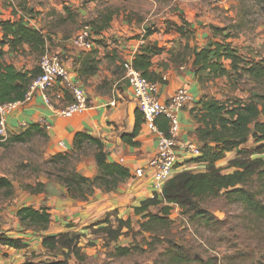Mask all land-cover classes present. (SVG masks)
<instances>
[{"label": "rangeland", "instance_id": "rangeland-1", "mask_svg": "<svg viewBox=\"0 0 264 264\" xmlns=\"http://www.w3.org/2000/svg\"><path fill=\"white\" fill-rule=\"evenodd\" d=\"M67 2L70 11L69 13L64 12L66 16H60V12L52 9L50 0H0V6L10 7L8 14L17 15L20 11V14L34 19L35 25H39L47 37L48 51L57 53L56 47L60 44L57 40L59 37L73 42L85 24L91 25L93 31L98 32L100 30L95 27L94 23L101 26L109 14H113L112 19H120L123 16V19L130 20V22L136 20L137 25L148 19L146 26L157 32L161 25L163 28L166 26L165 20L162 19L170 10L172 0H78V4L72 0ZM195 4L198 6L197 16H239L236 23L225 20L228 29L226 33H230L238 40L242 39L248 48H257L251 45L255 44L254 41L258 35L256 29L264 26V0H196ZM2 13L0 10V14ZM8 14L0 17L7 19ZM113 24L110 22L105 32H108ZM211 30L210 33L215 34ZM263 33L264 31H261L260 34ZM134 35L137 36L136 33ZM215 38L220 39L221 34H215ZM110 40L117 41L113 36L104 33L103 38H96L95 42L104 44ZM257 50L258 55L263 59L264 47H258ZM245 53L248 54L246 50ZM42 54L20 50L8 51L4 59L23 66V68H18L15 65L19 70L27 68L34 74H38V63ZM249 54H251L250 51ZM187 56L185 60H188ZM177 59L179 58L176 57L175 60ZM112 61L114 71L117 74H123L125 72L123 61H120L118 57ZM111 82L112 80L102 84L105 93L111 89ZM202 83L203 89L207 92L206 96H215L222 100L246 99L249 94L259 92L261 88V85L246 77L237 79L230 68L227 75L202 81ZM26 129L21 128L20 132ZM17 134L19 132L10 133L7 139L0 138V177H7L13 184L11 189H0V227L16 217V206L23 192H37L46 189L50 192L56 191L58 184L61 185L60 177L66 176L72 168L78 170L80 165L85 168L84 159L88 160L92 157L97 149L91 143H84L71 156L64 158L57 154H66L67 150L64 151L58 143L55 146L59 152L50 151L51 146L54 145L50 144L46 131H36L33 135L27 136L25 141L13 139ZM261 147L264 152V141L258 142L251 137L239 149L226 153L225 157L217 162V166L223 172L230 171L232 170L229 166L230 161L237 156L239 150L248 152L252 158H256L261 155ZM52 158L55 161L51 162ZM207 166L206 163L195 162L188 170L202 172L206 171ZM86 167L88 168L89 165ZM262 198H264V193ZM161 207L162 204L151 206L149 212L162 215ZM199 207L212 214L215 219L213 225L196 219L191 210L172 205L169 215L172 221L167 224L156 222L151 231H145L141 227V223L147 221L148 218L136 215L134 210L128 215L125 213L124 217H119L128 220V223L121 226L120 234L117 236L108 235L100 230L108 226V223L112 228L117 229L118 217L104 218L103 220H109L108 223H95L77 230L73 228L69 232L70 237L75 236L81 251L84 252V258L80 260L71 254L67 259L68 264H167L164 253L169 240L187 247L205 262L264 264V220L252 217L240 203L230 202L223 195L205 199L199 203ZM122 247L129 248V251L122 252L120 250ZM37 252L34 256H43V264L62 260L65 257L60 247L54 249L43 247ZM168 263L170 264L169 261Z\"/></svg>", "mask_w": 264, "mask_h": 264}, {"label": "trees", "instance_id": "trees-1", "mask_svg": "<svg viewBox=\"0 0 264 264\" xmlns=\"http://www.w3.org/2000/svg\"><path fill=\"white\" fill-rule=\"evenodd\" d=\"M65 11L68 13L70 11L66 5H64ZM26 16L20 14L19 18L0 20V104L24 100L30 84L39 74V71L38 74H34L29 69H17L14 63L4 59L7 52L20 50L42 54L48 50V40L44 31L36 25H32ZM60 16L66 15L61 13ZM112 17L113 14L107 15L101 26L94 23L95 27L100 30L98 32L93 31L94 37L109 28ZM179 17L182 24L172 19H166L164 21L165 31L167 33L176 31L183 37H187L188 40L194 38L195 31L191 28L190 23L184 17ZM211 28L215 34H221L220 39H212L205 46H190L187 42L185 50L182 52L184 58L189 54L193 55V71L198 79L202 82L223 77L229 73L230 68L234 71L237 79L246 77L261 85V88L259 92L249 94L246 99L222 100L215 96H203L188 106L191 107L190 112L197 124L195 130L197 144L202 149V155L193 161L206 163L207 169L202 172L180 171L165 183L162 194H155L154 197L141 200L134 207V213L148 218L147 221L141 223V227L145 231L153 230V224L156 222L167 224L172 221L169 218L172 205L191 210L196 219L205 224L213 225L215 223L214 217L210 212L200 208L199 203L220 195L225 196L230 202L240 203L252 217L264 220V198H262L264 193L263 148L261 147L260 150L261 155L256 158H252L248 152L239 150L237 156L230 161L229 166L232 168L230 171L223 172L217 166V162L222 160L226 153L239 149L251 137L258 142L264 141V58L257 60L240 54L228 41L232 35L226 33L227 27L212 25ZM153 32L151 28H148L144 36L147 37ZM164 50L162 47L150 46L141 49L133 58V64L149 80L161 81L162 75L155 74L150 68L152 57L161 54ZM85 68L86 70H93L94 66L89 64ZM66 93L70 94L69 91L63 90V97ZM71 101L72 96L69 103ZM135 117L136 122L133 131L123 133L121 136L122 140L130 145H138L135 138L139 135L144 123L143 114L138 108ZM156 124L160 130H168L167 118L159 116L156 119ZM43 130L46 131L37 122L29 124L26 130L19 132L13 139L25 141L27 136ZM84 143H91L97 148L95 159L98 172L95 176H86L72 168L66 176H61L60 182L66 189L67 196L87 201L99 190L103 192L114 191L122 182L132 176L128 167L110 160L109 152L100 139L82 131L75 134L71 152L67 150L66 154L57 155L68 158ZM53 160L52 158L51 162ZM12 187L13 184L7 177H0V189H11ZM161 204L162 215L149 212L151 206ZM16 218L24 228L34 231H45L51 223V213L47 207H19L16 211ZM108 221L101 220L97 224L108 223ZM117 221L119 223L117 229L112 228L111 224L108 223V226L102 227L100 231L117 236L120 234L121 226L128 223V220L118 217ZM0 244L16 249L27 246L22 239L9 237L5 233H0ZM167 244L168 247L164 253L167 264H169L168 261L170 264H214L205 262L198 254L192 253L187 247L174 241L169 240ZM42 245L44 248L60 247L63 250L64 259L49 264H68L67 259L71 254L80 260L84 258V252L81 251L75 236L70 237L69 232L46 235L42 238ZM120 250L127 253L129 248L122 247ZM24 264L31 263L26 262Z\"/></svg>", "mask_w": 264, "mask_h": 264}, {"label": "crops", "instance_id": "crops-1", "mask_svg": "<svg viewBox=\"0 0 264 264\" xmlns=\"http://www.w3.org/2000/svg\"><path fill=\"white\" fill-rule=\"evenodd\" d=\"M67 1L50 0V7L64 14V5H69ZM72 1L78 4V0ZM195 1L172 0L170 10L162 19L163 21L172 19L182 24L179 16L184 17L190 23L196 35L195 38L189 40L176 31L167 33L163 25L158 28L157 32L145 37L144 35L149 28L146 26L148 19L137 25L136 20L130 22V20L123 19V16L120 19H112L111 23H114L112 28L108 32L103 31L106 35L117 39L116 42L110 40L104 44H96L93 50H83L70 40L61 39V37L57 39L60 42L56 47L57 53L63 59L72 78L84 85L91 106L82 114L65 118L56 114L43 101L41 95L36 94L32 100L20 103L8 116V126L11 134L20 132L19 124L23 121L31 125L38 122L42 117L47 118L51 123V129L46 130V132L50 138V144L54 145L50 148L51 152H59V149L55 146L59 141L65 142L68 151L71 152L75 134L82 131L100 139L109 152L110 160L128 167L132 176L122 182L114 191L103 192L99 190L87 201L67 196L66 189L60 184L54 192L47 189L37 192H23L16 208L22 206L47 207L51 213V223L45 231H34L24 228L15 217L13 220H9L6 225L0 227V233H5L9 237L20 238L27 244L25 248L20 249L0 244V264H24L26 262L43 264V256L35 257L34 253L37 255V251L44 247L42 245L44 236L70 232L73 228L77 230L88 227L107 216L110 219L124 217V215L130 214L141 200L151 195V180L135 177L134 172L137 168L146 165L154 155L157 149L158 137L143 123L139 135L135 138L138 145H130L122 140L123 133H131L134 129L137 102L132 87L125 79V72L117 74L114 71L112 60L116 57L120 61L128 58L133 59L141 49L149 46L162 47L165 50L161 54L152 57L150 68L155 74L165 75L168 78L167 81L161 84V99L168 100L179 87L187 88L194 96L195 101L206 96L207 92L203 89V83L200 82L193 71V55L189 54L187 56L188 60H185L186 58H184L182 52H184L187 42L190 46L208 45L210 40L216 39L212 30V33H210L212 25L224 28L227 27L225 20L236 23L235 21L239 19V16H197L198 6ZM192 2L193 4H191ZM8 8L0 6V10L3 12L0 14L1 17L10 12ZM20 13V11L17 15L10 13L8 18H19ZM1 17L0 20L6 19V17ZM33 21L35 23L34 19ZM208 25L209 27H207ZM36 27H39V25H36ZM256 30L258 35L255 34V44L251 45L256 46V49H253V47L248 48L242 39L238 40V38L231 37L228 41L240 54L260 60L262 58L258 55L257 49L261 46L264 47V33L260 34L261 31H264V26H260ZM103 32L101 35H96L95 38H103ZM135 33L137 36L134 35ZM245 50L248 54L245 53ZM249 51L251 54H249ZM256 56H259V58H256ZM176 57L179 59L175 60ZM14 64L18 68H23L16 62ZM89 64L94 66L93 70H86L85 67ZM111 80V89L105 93L102 84ZM56 90L57 87H54L47 93L54 107L62 108L69 103L71 96L66 93L65 97L59 98ZM112 102L114 105H111ZM190 108L188 107L180 113L181 132L179 136L185 141L198 143L195 134L197 124ZM95 153L88 160L84 159L85 168L79 166L78 170L82 174L86 176L97 174L98 167ZM121 158L124 159L122 163L120 162ZM194 159L191 156H182L180 159L181 164L176 169L175 174L188 170L195 164ZM86 165H89V167L87 168Z\"/></svg>", "mask_w": 264, "mask_h": 264}, {"label": "built area", "instance_id": "built-area-1", "mask_svg": "<svg viewBox=\"0 0 264 264\" xmlns=\"http://www.w3.org/2000/svg\"><path fill=\"white\" fill-rule=\"evenodd\" d=\"M27 20L35 25L31 18ZM94 32L89 24L81 27L75 36L73 43L83 50H92L95 47ZM39 74L29 86L25 99L22 101H10L0 104V138L7 139L11 133L8 126V116L17 106L25 101H30L36 94L41 95L47 106L59 116L70 118L82 114L90 108V100L84 85L72 78L71 73L63 59L58 53L44 52L38 63ZM125 79L128 81L134 92L137 108L144 117V124L158 137L157 149L148 163L137 168L134 176L151 180V195L162 194L165 183L175 175L176 169L181 164L182 156L197 158L202 155L201 146L192 141H185L180 138L181 124L180 113L191 105L195 98L185 87H179L168 100L160 97V85L168 80L162 76L161 81H151L146 78L142 71L133 64V59L128 58L123 62ZM57 87V95L63 98V90L69 91L72 101L62 108L54 107L50 100L48 91ZM111 105H114L112 102ZM163 116L168 120V130H160L156 119ZM45 130L51 129V123L47 118H40L38 122ZM29 123L23 121L20 128H27ZM64 150H68L63 141L58 142ZM124 161L121 158L120 162Z\"/></svg>", "mask_w": 264, "mask_h": 264}]
</instances>
